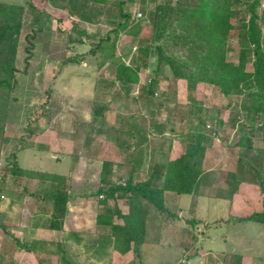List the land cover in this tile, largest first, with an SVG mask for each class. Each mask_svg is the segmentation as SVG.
Returning <instances> with one entry per match:
<instances>
[{"label":"rangeland","instance_id":"rangeland-1","mask_svg":"<svg viewBox=\"0 0 264 264\" xmlns=\"http://www.w3.org/2000/svg\"><path fill=\"white\" fill-rule=\"evenodd\" d=\"M0 1L24 6L17 72L10 90L3 89L0 95V224L14 235L16 221L26 219L34 209L30 202L41 201L40 188L56 187L47 181L14 176L10 172L14 158L24 170L66 176L68 213L76 211L67 220L68 233H57L58 240H66L61 248L50 246L48 251L53 254L30 260L24 255L17 264H264V225L238 221L264 210V120H246L238 108V97H219L205 84L190 93L184 81L159 78L151 87L154 94L147 92L156 60L152 58L144 68L137 61L138 50L148 46L152 35L149 19L163 0H88L92 8L87 10L88 20L75 16L77 1L64 11L52 7L49 0ZM26 2L41 12L39 18L35 20L36 13ZM119 2L125 4L131 23L136 24L141 6H149L138 42L126 32L114 33L122 23L117 16ZM235 19L233 16L227 55L233 62L239 50ZM78 32H83V37ZM98 45L100 51L93 53ZM120 62L140 68L138 85H125L116 79ZM161 74L166 77L169 71L164 68ZM190 95L223 120V125L213 128L205 122L212 143L205 157L199 196H180L178 205L169 196L166 205L176 214L172 220H161L157 210L148 205V242L139 252L121 255L113 249L109 228L95 225L97 214L104 210L99 204L102 197H98L102 164L113 162L110 179L116 185L125 182L133 166L142 167L144 162L149 167L179 158L185 152L188 132L203 131L204 117L201 113L193 117ZM95 107H103L102 117L93 115ZM138 129L143 133L134 135ZM246 134L242 145H237ZM236 181L240 184L235 193ZM49 203L52 207V201ZM115 204L128 212L126 200L107 202L111 209ZM79 220L88 228L87 233L72 231L78 228ZM191 220L196 223L191 224ZM3 249L12 253L14 241Z\"/></svg>","mask_w":264,"mask_h":264},{"label":"trees","instance_id":"trees-1","mask_svg":"<svg viewBox=\"0 0 264 264\" xmlns=\"http://www.w3.org/2000/svg\"><path fill=\"white\" fill-rule=\"evenodd\" d=\"M74 1L78 4L75 16L83 20L90 19L87 17V10L92 11V8L88 0H49V3L52 7L64 11ZM152 2L157 1L152 0ZM26 5L30 11L33 12V9L35 11L31 2H26ZM124 5L123 2L116 5L117 16L122 23L114 29V33L126 32L138 42L142 30L141 22L146 21L149 6L148 4L141 6V18L137 19L136 24L131 23V12L125 11ZM35 13L33 15L36 20L41 12L37 10ZM101 13L102 10L98 16ZM233 16H236L235 22L239 26L236 34L239 39L236 62L227 59L228 45L233 36ZM23 18V5L0 1L1 96L3 89L10 90L17 72L15 62ZM149 22L151 40L147 47H139L137 58L138 63L144 68H148L152 58L156 60L155 75L148 84L149 94H154L151 87L159 78L184 81L190 93H195L199 84H205L212 86L219 97H238V108L244 113L246 120L253 123L259 119L264 120L263 0H187L185 2L163 0L155 6ZM83 34L78 32L77 35L83 37ZM70 40L72 41L71 37ZM79 41L81 42V39ZM99 49L98 45L92 52L100 51ZM69 61L76 62L75 59ZM164 68L169 71L166 77L161 74ZM116 79L125 85H138L140 68L120 62L116 67ZM189 98L195 109L193 117L199 113L204 117L203 131L188 132L185 152L179 158L150 165L147 169L150 174L148 179L139 178L140 171L134 168L128 173L125 182L116 185H113L110 179L113 174V162L102 164L98 197H102L99 204L104 210L97 214L95 222L97 226L109 228L113 249L121 255L139 252L142 245L148 242L150 213L148 205L157 210L161 220L163 217L172 220L176 214L166 205V192L179 196H199L205 157L208 146L212 143V136L207 133L205 122L208 121L212 124L210 128H213L223 125V120L219 119L215 110L206 109L202 102H197L193 95ZM104 111L103 107H95L93 115L102 117ZM245 137L247 134L240 138L237 145H242ZM137 161L136 163L141 162V160ZM10 172L14 176H26L55 184L49 228L54 231L61 230L69 202L67 177L46 171L24 170L15 158ZM239 184V181L235 182L233 190L235 193ZM261 191L264 193L263 183H261ZM109 200L115 202L126 200L128 212L123 213L116 204L112 209L109 208L107 206ZM115 219L122 223H116ZM238 221L264 225V210L240 218ZM190 223L194 225L196 222L191 220ZM157 224L158 222L154 221L152 225ZM2 229L4 230L3 227Z\"/></svg>","mask_w":264,"mask_h":264},{"label":"crops","instance_id":"crops-1","mask_svg":"<svg viewBox=\"0 0 264 264\" xmlns=\"http://www.w3.org/2000/svg\"><path fill=\"white\" fill-rule=\"evenodd\" d=\"M135 131L136 132L134 133V135L136 133L138 134V133L142 132V130H139V129L135 130ZM171 145H173V143ZM171 148H172L171 151L174 152L175 151L174 147H171ZM182 154H183V152L180 154V156ZM206 155H207V153H206ZM180 156H178V157H180ZM175 159H176V156H174L173 158H170L169 160H175ZM142 162H143V160H141L140 163H142ZM146 166L148 167V165H146L143 162V164H142L143 168L141 166H139L142 169L139 168L138 166H133L131 168V170L134 168H135V170H139L140 171L139 178L148 179L150 174L148 173V171H147L148 168ZM145 168H147V169H145ZM39 182H41V181H39ZM47 183H50V182H47ZM49 190H51V192H49ZM54 192H55V188H52L49 186H43V188L42 187L40 188L38 193L42 196L41 201L35 202L36 201L35 200L33 202H30V204L33 203L35 205L34 209L32 208L33 210L29 213V215H27L26 219H23L21 217L19 220L16 221L17 222L16 225H13L14 227L12 228V230L14 231L13 232L14 235H11V233L8 232L6 225L0 224V261H1L0 264H6L7 261L10 262L14 259L16 261V262H14V264L15 263L17 264V262H19L18 259L24 258V255L29 260L35 259V256H48V255L52 254L51 251H48L50 246L61 248L62 242H64V243L66 242V240H64V239L58 240L57 233L59 235L64 234L65 232L68 233L69 230H67L68 229L67 228V220L69 219V217H73V215L75 214L76 211L71 210V212L68 213V211H70V210L67 209L64 225H63V228L61 230L54 231V230L50 229L49 225L47 226L46 223H47V221L50 220L49 214H50L51 205L49 202L52 201V197L54 195ZM49 193H51L50 196H49ZM29 196L32 197V199L36 198V196L32 195V194ZM169 196H171V198L173 200H175L174 203L176 205H178L180 202L179 197L183 196V195L179 196V195H176V194L171 193V192H166L165 193L166 201H167ZM41 202H42V206H40V205L36 206V203H41ZM69 203H68V206H69ZM122 212L127 213L124 211H122ZM70 214H71V216H70ZM20 216H22L21 213H20ZM77 224H78V228L72 229V231L74 233H76V234H80L81 232H83L84 234L87 233L88 228L86 227V225L85 226L81 225V224H83V221L79 220L77 222ZM2 227L4 228V230L2 229ZM11 239L14 241V250L12 253H8V252L4 251L3 248L6 245V243L11 241ZM8 240H10V241H8ZM30 247H34V248L36 247L37 249L36 248L34 250L31 249L29 252H24V249H22V248L27 249ZM30 255L32 258L30 257ZM7 257H9V258H7ZM25 260H27V259H25ZM11 263L12 262H10V264Z\"/></svg>","mask_w":264,"mask_h":264}]
</instances>
